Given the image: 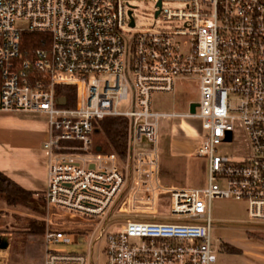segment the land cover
Instances as JSON below:
<instances>
[{"label":"built area","instance_id":"2783aa9c","mask_svg":"<svg viewBox=\"0 0 264 264\" xmlns=\"http://www.w3.org/2000/svg\"><path fill=\"white\" fill-rule=\"evenodd\" d=\"M153 1L138 25L133 0H0V109L48 116L43 264H216L214 198L264 221V0ZM25 31L51 39L25 48ZM189 75L195 112L153 107ZM178 115L203 119L205 185L172 179L159 131ZM108 116L129 119L126 164L95 142Z\"/></svg>","mask_w":264,"mask_h":264},{"label":"rangeland","instance_id":"374dc122","mask_svg":"<svg viewBox=\"0 0 264 264\" xmlns=\"http://www.w3.org/2000/svg\"><path fill=\"white\" fill-rule=\"evenodd\" d=\"M132 3L137 5L138 25L154 22L153 0H133ZM199 99L200 80L189 75L178 77L173 91L155 92L152 104L158 110L188 113L191 103ZM47 120L48 116L43 112L0 109V170L12 180H0V237L1 243H8L5 247L0 246V264H43L44 233H30L28 228L32 219L45 221L48 210L43 195L48 179L43 154L37 153L36 157L31 153L32 148L45 144ZM98 131H103L100 126L95 131V142L103 149L97 143L100 142ZM205 134L201 117L178 115L161 120L160 145L171 151V176L178 186L207 184L206 159L198 154ZM32 159L37 161L33 169L34 185L27 179L24 182L16 179L29 170ZM123 161L126 164L129 156ZM221 185L226 187L223 182ZM212 215V238L218 247L216 264H264V221L251 218L247 202L233 197H216L212 201ZM108 225L105 231L121 227L120 224ZM77 237L83 238V235ZM224 241L241 250H224L221 245ZM103 243L99 242L97 248Z\"/></svg>","mask_w":264,"mask_h":264},{"label":"trees","instance_id":"16d2710c","mask_svg":"<svg viewBox=\"0 0 264 264\" xmlns=\"http://www.w3.org/2000/svg\"><path fill=\"white\" fill-rule=\"evenodd\" d=\"M50 39L51 35L48 32L25 31L23 33V46L30 49L37 48L42 45L43 41ZM63 92L70 94L68 89ZM97 125L103 130L97 132L98 139L101 142L97 143L103 147V150L117 152L121 158L125 159L128 155L129 119L124 116H108L99 120ZM0 180L12 182L1 170ZM45 230L46 221L38 219H32L28 228L30 233H45ZM221 245L228 252H239L241 250L238 246L227 241L222 242Z\"/></svg>","mask_w":264,"mask_h":264},{"label":"crops","instance_id":"0c3cea01","mask_svg":"<svg viewBox=\"0 0 264 264\" xmlns=\"http://www.w3.org/2000/svg\"><path fill=\"white\" fill-rule=\"evenodd\" d=\"M45 135H48V131L45 132ZM31 153H32V155L34 154V156H36V157H37V153H42L43 154L42 161H43L44 166L47 169V178H48V153H47V150L42 145V147H40V146L38 147L37 146V147L32 148L31 149ZM35 164H37V161L35 162L33 159L30 160V167H28L29 170H27L26 173L23 174L22 178L15 176L16 179H18L20 181H23V182L26 181V179H27V181L29 183L31 182V184L34 185V180H36V177H34V174H33L34 170L33 169H34ZM78 219H79L78 225H82L83 226V222H82L81 218L78 217Z\"/></svg>","mask_w":264,"mask_h":264},{"label":"water","instance_id":"95a60500","mask_svg":"<svg viewBox=\"0 0 264 264\" xmlns=\"http://www.w3.org/2000/svg\"><path fill=\"white\" fill-rule=\"evenodd\" d=\"M59 101L62 102V103H64V102H66V99H65V97H59ZM196 105H197L196 102H192L191 103V111L192 112H195L196 111ZM98 149H101V147L99 146ZM1 241H2V238L0 237V246L5 247V246L8 245L7 242L6 243H1Z\"/></svg>","mask_w":264,"mask_h":264},{"label":"flooded vegetation","instance_id":"af4514ba","mask_svg":"<svg viewBox=\"0 0 264 264\" xmlns=\"http://www.w3.org/2000/svg\"><path fill=\"white\" fill-rule=\"evenodd\" d=\"M193 102H196V103H197V105H196V108H197V106H198V101H193Z\"/></svg>","mask_w":264,"mask_h":264}]
</instances>
